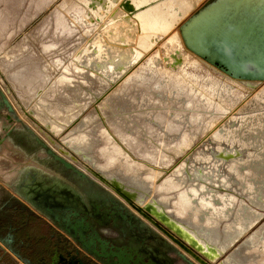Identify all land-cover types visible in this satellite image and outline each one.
Listing matches in <instances>:
<instances>
[{
	"label": "bare ground",
	"instance_id": "bare-ground-1",
	"mask_svg": "<svg viewBox=\"0 0 264 264\" xmlns=\"http://www.w3.org/2000/svg\"><path fill=\"white\" fill-rule=\"evenodd\" d=\"M53 1L0 0L2 73L44 141L152 203L214 264H264V225L241 242L264 213V0H65L13 46ZM142 55L100 104L111 130L93 110L61 142L46 133L60 134ZM256 86L161 181L131 155L169 166Z\"/></svg>",
	"mask_w": 264,
	"mask_h": 264
},
{
	"label": "water",
	"instance_id": "water-1",
	"mask_svg": "<svg viewBox=\"0 0 264 264\" xmlns=\"http://www.w3.org/2000/svg\"><path fill=\"white\" fill-rule=\"evenodd\" d=\"M1 108H6L8 118H14L21 128H27L0 87ZM45 128L40 127L41 130ZM27 130L31 137L24 136L33 143L32 151L27 152L33 154L40 167L24 168L18 172L15 180L8 182L17 195L13 200L20 206V219L26 210L43 217L74 241L85 254L102 260L104 264H214L195 239L183 234L182 229L169 221L164 213L155 211L152 203L140 204L134 193L100 172L93 170V175L88 174L51 148L42 136ZM46 133L53 140L61 142L54 138L53 132L46 130ZM6 138L15 140L16 136L13 132H7L0 139V145ZM40 149L44 152L43 156L36 154ZM63 151L69 154L67 150ZM193 152L182 161H186ZM89 217L97 219L100 224L113 221L116 235L123 232L130 236L128 246L123 250L110 246L102 238L104 232L91 226ZM0 240L3 238L0 237ZM8 248L21 258L11 246ZM72 251L60 253L64 264H86L82 260H74L79 252ZM53 252V249H48V258L54 256Z\"/></svg>",
	"mask_w": 264,
	"mask_h": 264
},
{
	"label": "rangeland",
	"instance_id": "rangeland-1",
	"mask_svg": "<svg viewBox=\"0 0 264 264\" xmlns=\"http://www.w3.org/2000/svg\"><path fill=\"white\" fill-rule=\"evenodd\" d=\"M65 0H54L49 8L42 14V16L39 18V20L33 22L30 24L24 32H22L17 38L12 40V45H16L26 33H28L32 28H34L38 21L43 18V16L51 13L57 6L63 4ZM97 28L93 29L90 33L92 34L94 31H96ZM34 45V44H32ZM38 48L40 51V46L38 45ZM37 49V48H36ZM70 59H72V56H70ZM145 55H142L136 63H134L128 70H126L122 75H120L118 78H116L106 89V91L97 99L95 100L88 108H86L83 113L70 125L65 127L60 134L55 135V139L61 141L63 137H65L70 131L73 130V128L76 127V125L81 121V119L91 110L95 109L98 110V118H103L102 123L104 126L108 128V130H111L109 125L107 124L105 118L103 117L102 111L100 110V103L110 94L112 93L126 78L127 75L132 73L133 71L137 70L143 64L145 60ZM0 72L2 73V68L0 66ZM60 73V68L58 71H55L53 73V77H56L57 74ZM4 76V75H3ZM4 82L7 83V85L11 88L14 96L18 99L19 103L21 104V107L23 108L22 111L16 110V114L20 119L23 121L24 125L32 130L34 133H36L38 136H42V134L35 128L34 123H37V120L32 118H28L26 116V112H28V108L21 102L18 92L14 88V86L5 78V76L0 78V87L3 89ZM261 88V87H260ZM259 86H256L252 90L248 91L245 96L231 109L226 111L223 115H221L214 124L202 135H200L197 140L193 143L191 148L185 153L179 155L169 166L159 165L153 162H150L148 160H144L139 156H136L135 154L131 153V155L138 160H143L146 162L151 168L157 170L159 172L158 181H161L164 179L167 175H169L172 170L186 157L188 156L193 150L201 147L203 143L211 136V134L220 128L221 125H223L229 118H231L235 112H237L241 106L244 105V103L251 97L253 94H255L259 89ZM83 115V116H82ZM9 114L6 110V108L0 109V139L4 136H6L7 132H13L15 134L16 138L15 140L11 138H6L3 140L2 144L0 145V202H3L8 194L16 195V193L13 192V190L9 187L8 182L13 181L16 178V175L18 172L24 168H30V166H39L38 162H36L33 158V154H29V150L32 151L33 147L29 140L26 137H31V134L27 130V128H21V125L14 119V118H8ZM34 122V123H33ZM4 123H7L6 126ZM18 135V136H17ZM26 137H25V136ZM20 143V144H17ZM125 147V146H124ZM127 149V148H126ZM129 151V149H127ZM37 155L43 156L44 152L43 150H37ZM17 196V195H16ZM264 225V213L259 221H257L243 236L241 239V242L248 236L252 235L256 231H258L261 227ZM260 241H264V236L261 238Z\"/></svg>",
	"mask_w": 264,
	"mask_h": 264
},
{
	"label": "flooded vegetation",
	"instance_id": "flooded-vegetation-1",
	"mask_svg": "<svg viewBox=\"0 0 264 264\" xmlns=\"http://www.w3.org/2000/svg\"><path fill=\"white\" fill-rule=\"evenodd\" d=\"M19 209L16 207L8 214L3 215L4 222L7 223V226H0V236L21 256V259L29 261L27 264H64L65 260L60 256V253L64 252V250L68 252L70 250H73L72 252L78 251L79 253L75 255L74 260H82L86 264H104L102 260L85 254L74 241L69 239L62 231L53 225L52 227L55 228L51 229L50 238L45 234H41V224L46 223V221L44 219H39L35 215H31L26 219H19L20 224L17 221V226L14 227V219L16 217L20 218ZM88 220L92 222L91 226L97 230L101 229L102 232H104L102 238L106 239L110 246H115V248L118 247L120 250L128 246L131 240L130 236L123 232H117L116 235L113 229V221L108 224H100L97 219H93L92 217H89ZM3 228L5 230H3ZM35 232H40L41 235L36 236V234H34ZM49 248L54 251V256L51 258H48L47 254ZM115 248H113V250H116ZM110 262H112V260ZM0 264L15 263L10 256L2 257L0 252Z\"/></svg>",
	"mask_w": 264,
	"mask_h": 264
},
{
	"label": "crops",
	"instance_id": "crops-1",
	"mask_svg": "<svg viewBox=\"0 0 264 264\" xmlns=\"http://www.w3.org/2000/svg\"><path fill=\"white\" fill-rule=\"evenodd\" d=\"M14 198H15L14 195L10 194V196H7L3 202H0V226H3V227H6L7 226V223H5L4 222V219H3V215L4 214H8L10 211H12L16 207H17V209L20 208V206L17 205V203L13 200ZM0 199H1V197H0ZM31 215H35L39 219H44L43 217H41V216H39V215H37L35 213L34 214L33 213L31 214V212L29 213V210L24 211L23 214L21 215V217L23 219H26L27 217H29ZM19 217H20V215H19ZM19 219L20 218H17V217L14 219V221H15V223L13 225L14 227L17 226V221L20 224ZM44 220L46 221V223H42L41 224V229H42L41 234H45L48 238H50L51 237V232H52L51 229L55 228L56 226L55 227H52V225H53L52 223L48 222L46 219H44ZM3 230H5V229L3 228ZM34 234H36V236L37 235H41L40 232L39 233H36L35 232ZM8 246H10V245L4 239L3 240H0V252H1L2 257H4V256L5 257H9L10 256L13 259V262L15 264H27L24 260H22L16 254H14V252H12L8 248Z\"/></svg>",
	"mask_w": 264,
	"mask_h": 264
}]
</instances>
